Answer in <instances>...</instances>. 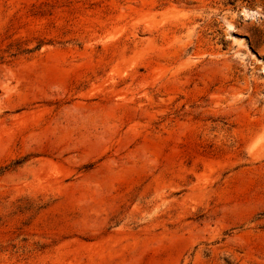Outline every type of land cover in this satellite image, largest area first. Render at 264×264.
I'll use <instances>...</instances> for the list:
<instances>
[{
  "label": "rangeland",
  "instance_id": "rangeland-1",
  "mask_svg": "<svg viewBox=\"0 0 264 264\" xmlns=\"http://www.w3.org/2000/svg\"><path fill=\"white\" fill-rule=\"evenodd\" d=\"M0 264H264V0H0Z\"/></svg>",
  "mask_w": 264,
  "mask_h": 264
}]
</instances>
